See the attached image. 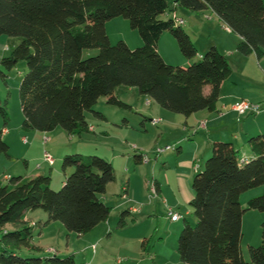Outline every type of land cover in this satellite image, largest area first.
Returning <instances> with one entry per match:
<instances>
[{"label":"trees","instance_id":"1","mask_svg":"<svg viewBox=\"0 0 264 264\" xmlns=\"http://www.w3.org/2000/svg\"><path fill=\"white\" fill-rule=\"evenodd\" d=\"M169 3L193 11L210 9L240 37L239 53L260 56L264 52V0H0V37L18 38L0 59V76L5 79L4 69L11 70L19 61L27 67L18 87L21 130L45 133L60 128L70 136L87 132L86 111L104 117L93 110L99 98L131 108L115 95L119 86L133 87L160 108L184 117L215 111L221 83L231 74L229 62L211 45L186 67L166 63L157 49L163 32L175 38L188 60L197 54L182 25L171 16L160 18ZM115 17L127 19L138 32L139 47L132 49L123 40L109 42L105 23ZM86 49H98V53L83 58ZM0 117V153L11 158L3 138L9 120L5 103H0ZM248 146L250 159L239 157L232 142H213L202 169L194 174L188 206L196 223L191 226L184 216L176 241L182 263L264 264V221L261 244L248 246L249 261L243 259L240 248L243 213L264 211V134L251 136ZM158 148L163 147L156 148V155ZM133 152L134 163L144 162V153ZM61 160L62 171L71 172L58 191L50 188V176L42 173L10 177L7 184L0 181V264H76L71 255L38 253L41 248L32 243V229L37 225H31L29 212L41 210L47 216L45 225L58 221L77 236L108 219L111 208L101 196L116 180L113 164L95 155L69 152ZM257 186H263L262 194L242 206L241 195ZM126 189L124 185L123 196ZM148 192L157 196L155 180L148 182ZM129 216V210L123 209L116 226L124 227Z\"/></svg>","mask_w":264,"mask_h":264},{"label":"rangeland","instance_id":"2","mask_svg":"<svg viewBox=\"0 0 264 264\" xmlns=\"http://www.w3.org/2000/svg\"><path fill=\"white\" fill-rule=\"evenodd\" d=\"M169 4V10L160 18H170L172 13L170 9L174 8L176 14L184 19L181 27L190 36L197 54L192 60H188L181 54L175 38L170 33L163 32L158 40L157 48L166 63L181 66L180 63L185 61L182 67H186L192 61L199 59L198 51L206 50L207 42L211 40L218 43L219 51H225L231 64L235 65L237 57H230V51L238 52L237 44L234 42L236 37L217 17H214V14L207 19L206 16L210 14L208 13L211 12L210 10L193 11ZM199 26L200 29H198ZM105 29L112 45L119 40L126 42L132 49L142 44L138 32L132 29L129 21L123 17L108 20L105 23ZM17 41L16 37H0L2 45L16 44ZM97 53L98 49H86L83 50L82 57L87 58ZM238 57L240 62L244 58L241 55ZM262 65L264 69V63ZM26 71V63L19 61L11 70L4 69L5 79L0 76V103L6 104L9 115L6 127L10 131L5 137L7 141H4L11 155V158H8L0 153L1 183L7 184L10 177L42 173L50 176V188L58 191L65 175L71 172L67 170L64 173L61 167V159L68 151L69 153L95 155L109 162L111 155L117 152L116 149L126 151L131 155L130 158L134 150L141 151L147 156L145 162L134 163L131 159V166H125L126 164L123 163L115 167L119 176L131 177L130 191L135 190L136 199L129 204L139 211L130 213L124 227L116 226L122 211L118 210L121 200L115 193L116 187L111 183L107 187L106 195L101 196V200L111 208L109 217L107 221L85 235L77 236L67 232L58 221H51L45 225L47 216L43 211L30 212L27 218L32 226L34 223L37 225L32 229V243L41 248L38 253L44 257L55 254L58 257L71 255L76 264H185L179 260L176 250V241L183 228L184 220L172 221L167 215L168 209H171L170 199L174 196V188L170 184L178 173L179 167L175 158V146L185 145L183 147L187 149L188 136L179 122L184 119V116L160 108L151 98L140 95L133 87L119 86L115 89V95L131 108L109 105L106 103V98H99L93 110L102 113L104 117L101 118L95 116L93 112L86 111L85 120L89 127L92 126L87 132L71 136L65 133V137L60 140L56 138V131L45 133L35 130L23 131L20 128L23 115L19 103L18 87ZM159 119L160 122L157 124L151 123ZM162 130L163 134H161ZM45 136H48L49 140L43 143ZM179 136L185 137V142H180L181 144L176 142ZM22 137H26V141H23ZM165 145L170 148L156 155V148ZM44 151L52 155L55 161L52 167H48L43 161ZM248 152L250 153L247 143L240 148L238 156ZM168 156H172V159H166ZM25 161H27V166ZM37 165L41 168L37 169ZM126 167L128 170L125 172ZM6 175H9L8 179H5ZM192 178L189 180V186ZM154 180L162 185L161 196H151L143 185V182ZM262 192L263 186L245 191L240 197V204L246 205L249 199L261 195ZM174 210L184 215L187 205ZM185 218L191 226L195 225L196 219L192 213ZM263 221L264 211L247 209L242 215L240 248L245 261H249L248 246L257 247L261 244V223ZM103 228H106V232L101 239L98 232Z\"/></svg>","mask_w":264,"mask_h":264},{"label":"crops","instance_id":"3","mask_svg":"<svg viewBox=\"0 0 264 264\" xmlns=\"http://www.w3.org/2000/svg\"><path fill=\"white\" fill-rule=\"evenodd\" d=\"M210 10V9H205ZM211 11V10H210ZM207 15V19L211 18L214 14L212 11ZM214 17H217L214 14ZM226 27V26H225ZM198 28V27H197ZM201 27L199 26L198 29ZM227 29V28H226ZM229 30V29H227ZM235 44H238L240 41V37L237 36L235 33ZM215 46L218 49V43L215 41L209 40L207 42L206 48L209 46ZM13 44L10 45H2L0 43V59L9 54ZM158 49V48H157ZM219 50V49H218ZM159 52V50H158ZM199 57L204 51H198ZM201 52V53H200ZM221 52V51H220ZM225 51L222 50V54L226 56ZM236 55L244 56L239 61L240 58ZM234 56L237 57L235 65L231 64L229 60V56H226L229 65L231 67V74L228 78H226L220 86V95L217 103V109L215 111H207L202 110L196 113L191 114L188 117H184V119L179 120L181 122L180 126L186 132V148L184 149L179 145L178 147L175 146L176 154L175 158L177 163L179 164L178 173L175 175L173 182L170 184L174 188V196L170 199V208L176 212L174 209L181 208L182 205H187V210L185 214L182 215L180 212H176L181 216L183 219L184 216L190 215V209L188 203L192 198V190L191 185L189 186V180L194 176V174L202 169L203 162L205 158H207L211 151V146L213 142L216 141H229L232 142L235 148L240 150V148L244 147L245 144L248 143V139L251 136H255L258 134H264V113L258 115H241L239 116L234 110H232V105L237 102L238 100H247L256 103L264 102V52L261 53L260 56H257L254 52L249 53L248 55H243L238 52L233 53L230 51V57ZM256 62H255V59ZM189 62V61H188ZM185 63H180L183 65ZM238 63V64H237ZM208 91V88L205 89V92ZM204 121V127H200L199 123ZM21 126V125H20ZM92 126L89 127L91 129ZM56 131V138L63 139L65 137V132L62 130H53ZM52 131V132H53ZM10 133L9 128L6 127L3 129V138H5ZM163 134V130L161 131ZM26 137H22V139ZM176 142H185V137L179 136ZM249 149V146H248ZM114 152V154L110 157V162L113 164L116 174V180L113 182L114 186L116 187L115 193L118 197H120L121 202L119 203L118 210L128 209L129 212L138 213L135 207H132L129 203L132 200L136 199L135 190L130 191L131 185V177L129 178L128 175H121L119 176L117 172V165L126 164L125 166H131V155L126 153L124 150ZM250 151V149H249ZM64 152V151H63ZM69 152V151H68ZM134 153V152H133ZM133 156V155H132ZM248 159L252 158V153H244ZM239 157H242L239 156ZM172 159V156L166 157V159ZM133 161V160H132ZM27 166V161L25 162ZM55 163V161H54ZM53 163V165H54ZM148 163V162H147ZM48 165V164H47ZM53 165H48V167H52ZM116 167V168H115ZM41 168L40 165H37V169ZM125 172L128 170L127 167L124 169ZM27 176V175H25ZM34 176V175H28ZM9 175L5 176V179H8ZM159 192L157 196L162 195V185L160 182L156 181ZM126 185V195L123 196L122 194V187ZM145 189L148 191V182H143ZM108 187V186H107ZM108 189V188H106ZM107 192V191H106ZM245 206V205H242ZM30 213V212H29ZM27 213V214H29ZM107 221V220H106ZM177 221V220H176ZM103 223V222H101ZM100 223V224H101ZM98 224L96 227H99ZM106 232V228L99 230V238L103 239Z\"/></svg>","mask_w":264,"mask_h":264},{"label":"built area","instance_id":"4","mask_svg":"<svg viewBox=\"0 0 264 264\" xmlns=\"http://www.w3.org/2000/svg\"><path fill=\"white\" fill-rule=\"evenodd\" d=\"M171 17L173 18L174 22L178 25H183L184 24V19L179 17L175 11H172L171 13ZM232 110H234L239 116L240 115H244V114H250V115H258L261 113H264V102L262 103H256V102H250L247 100H239L237 102H235L232 105ZM158 120H154L153 122H157ZM204 121H201L199 123V126L204 127ZM49 140V137L45 136L43 138V143H46ZM23 141H26L25 138H23ZM170 147L169 146H165L163 148H158L157 152H163L164 150H168ZM43 161L46 162L48 165H52L54 163V159L52 157V155L48 152V151H44L43 152ZM145 160H147L144 156V162ZM151 193H155V188L154 186L151 184L150 185V189ZM168 217L172 220H178V218L180 217L179 214L173 212L171 209H168L167 212Z\"/></svg>","mask_w":264,"mask_h":264}]
</instances>
